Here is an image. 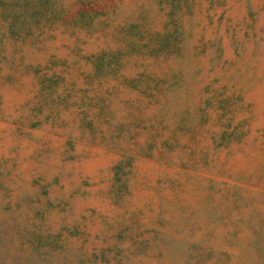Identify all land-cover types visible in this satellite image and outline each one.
I'll list each match as a JSON object with an SVG mask.
<instances>
[{
  "label": "rangeland",
  "instance_id": "374dc122",
  "mask_svg": "<svg viewBox=\"0 0 264 264\" xmlns=\"http://www.w3.org/2000/svg\"><path fill=\"white\" fill-rule=\"evenodd\" d=\"M0 264H264V0H0Z\"/></svg>",
  "mask_w": 264,
  "mask_h": 264
}]
</instances>
